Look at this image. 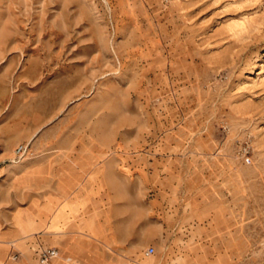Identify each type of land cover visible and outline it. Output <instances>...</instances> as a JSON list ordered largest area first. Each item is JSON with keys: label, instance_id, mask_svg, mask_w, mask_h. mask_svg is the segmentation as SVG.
<instances>
[{"label": "rangeland", "instance_id": "374dc122", "mask_svg": "<svg viewBox=\"0 0 264 264\" xmlns=\"http://www.w3.org/2000/svg\"><path fill=\"white\" fill-rule=\"evenodd\" d=\"M45 246L264 264V0H0V264Z\"/></svg>", "mask_w": 264, "mask_h": 264}, {"label": "built area", "instance_id": "2783aa9c", "mask_svg": "<svg viewBox=\"0 0 264 264\" xmlns=\"http://www.w3.org/2000/svg\"><path fill=\"white\" fill-rule=\"evenodd\" d=\"M154 249L149 248L148 254L152 253ZM58 258V250L53 246L41 247L37 253L38 264H54V260Z\"/></svg>", "mask_w": 264, "mask_h": 264}, {"label": "crops", "instance_id": "0c3cea01", "mask_svg": "<svg viewBox=\"0 0 264 264\" xmlns=\"http://www.w3.org/2000/svg\"><path fill=\"white\" fill-rule=\"evenodd\" d=\"M63 216H64L63 213L61 211H58L49 221L47 226L44 227L45 230H49L51 232L58 231L60 229L59 225H60L61 220L63 219ZM59 260H60V255L58 251V258L54 260V264H58Z\"/></svg>", "mask_w": 264, "mask_h": 264}]
</instances>
